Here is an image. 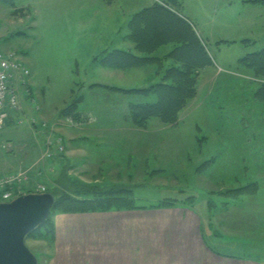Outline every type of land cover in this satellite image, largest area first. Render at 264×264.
Listing matches in <instances>:
<instances>
[{
    "label": "rangeland",
    "instance_id": "obj_1",
    "mask_svg": "<svg viewBox=\"0 0 264 264\" xmlns=\"http://www.w3.org/2000/svg\"><path fill=\"white\" fill-rule=\"evenodd\" d=\"M114 1H0V51L15 54L30 71L20 91L27 103L24 111L20 106L0 126V180L25 173L27 181L13 188L0 184V202L7 189L17 197L58 189L59 197L71 192L84 197L96 187L131 189L137 206L144 207L139 210L162 209L150 206L163 200L196 209L203 215L206 242H228V235H241L237 232L242 225L256 230L253 246L263 244L264 74L240 60L264 49V5L247 0H170L177 15L188 18L193 27L188 30L182 19H169L171 30L175 27L171 34L184 39L181 29L187 30L190 43L198 38L211 63L194 69L197 94L175 123L152 118L142 126L132 122L131 104L153 101L157 95L153 89L130 90L151 89L161 82L110 92L90 82L100 75L94 61L109 64L114 55L102 57L101 34L117 23L125 25L129 14L140 13L155 0ZM183 62L175 65L179 73ZM136 66L133 74L123 75L144 78L151 67L147 61ZM171 67L165 69L162 82L173 80L172 74L168 77ZM81 95L86 96L81 119L63 116ZM59 214L73 213L56 209L54 226ZM55 238L56 231L53 238L27 239L39 264L50 263ZM219 251L230 253L227 248Z\"/></svg>",
    "mask_w": 264,
    "mask_h": 264
},
{
    "label": "crops",
    "instance_id": "obj_2",
    "mask_svg": "<svg viewBox=\"0 0 264 264\" xmlns=\"http://www.w3.org/2000/svg\"><path fill=\"white\" fill-rule=\"evenodd\" d=\"M163 2L164 0L150 1L152 4L145 5L144 8H153ZM246 2L260 5L252 0ZM106 3L113 5L115 1ZM167 8L171 12L162 8L156 10L154 26L137 35L133 33L130 23L139 12L134 15L131 13L132 16L129 14L123 26L117 23L108 27L107 33L101 34L98 40L102 44L101 52H105L102 57H108L113 52L114 55L109 64L102 60H93L99 67L100 75L98 79L90 82H98L109 92L110 88L115 87L145 88L162 82L167 67L177 65L183 60L187 62L186 54L182 57L171 55L175 46L173 47L170 40L177 41L182 37L172 35L167 23L169 19L188 18L181 13V16L177 15L175 7ZM130 37L138 41L135 42ZM138 58L144 59L141 62L147 61L151 66L148 68L149 73L144 78H130L129 75L133 74L131 70L141 63ZM123 72L129 75L124 76ZM26 104L25 96H20L21 112ZM158 216L162 218L160 221L156 220ZM202 219L203 215L196 209L185 205L121 212L59 214L55 218L56 238L49 264H264V242L259 246H253L251 242L255 239L253 233L256 230L240 225L237 234L244 236L223 234L222 236H227L228 242L209 243L208 240L204 241ZM157 221L159 223L155 228L158 230H155L160 238L156 236L155 240L153 224ZM257 234L260 236L262 231L258 229ZM213 238L219 242L215 234ZM240 238L244 241L238 240ZM221 248H227L230 253L220 252Z\"/></svg>",
    "mask_w": 264,
    "mask_h": 264
},
{
    "label": "trees",
    "instance_id": "obj_3",
    "mask_svg": "<svg viewBox=\"0 0 264 264\" xmlns=\"http://www.w3.org/2000/svg\"><path fill=\"white\" fill-rule=\"evenodd\" d=\"M3 3H10L15 0H0ZM107 2H112L113 0H105ZM177 1V0H176ZM254 3H260L264 5V0H252ZM167 7H171L174 9L173 4L170 0H165L163 4H156L153 8L145 9L142 12L136 14L131 20V27L133 29L134 34L142 33L148 31L150 28L154 26L156 19L154 18V14H156V10L164 9L168 12H171ZM184 22L183 28H188L191 30L193 27L188 23V20L182 19ZM171 30V28H170ZM171 31H175V27H172ZM193 31V29H192ZM181 33L187 36V38L182 37L181 40L174 39L170 40L176 44L174 50L172 51V56H184L188 57L187 62L184 61L183 71L182 73L178 72V68L174 65H171L169 69V75H173V80L169 83L161 82L152 88H147L144 90H130V92H143L149 93V90H154V93L157 97L152 100H145L144 102H139L137 105L131 104V115L132 122L135 124H139L142 126H146L148 120L153 119H161L164 123H175L178 119L179 113L181 110L187 105L188 101L194 98L197 94V78L198 73L194 69H202L206 65L211 63L210 58H206V54L203 51V47L201 46L200 41L196 38V44L190 43L188 37L187 30L181 29ZM194 34V33H193ZM195 35V34H194ZM186 42V43H185ZM183 45L184 49L180 50V46ZM194 46L197 49H194ZM182 47V48H183ZM199 52L204 54V59L201 58ZM123 54H127L124 53ZM178 59V57H176ZM144 59L138 58V61H142ZM241 63L246 64L249 67L255 69L259 74H264V49L257 53L249 54L243 57L240 60ZM183 74V75H181ZM166 75V76H167ZM165 76V77H166ZM164 77V78H165ZM167 79V77H166ZM163 81H166L163 79ZM264 87V86H263ZM92 87L89 88V90ZM86 98L85 95L78 96L70 106L66 109L64 114L65 117H73L75 120L81 119V113L79 110L83 107L82 101ZM58 190H48L47 193L52 194L55 199V205L52 209L51 215L48 220L37 228L34 232L30 233L28 239L35 238L40 240H45L46 236L53 238L55 226L54 221L52 219L53 212L56 209H59L62 213H94V212H111V211H120V210H134L140 209L144 207H139L135 203V199L133 196V191L131 189H121L119 191H115L113 189L103 190L101 188H93L92 191L85 194V196H74L71 193H67L65 195H60ZM78 195V194H76ZM59 197V199H58ZM174 201L163 200L156 205H152V208H163V207H172L174 206Z\"/></svg>",
    "mask_w": 264,
    "mask_h": 264
},
{
    "label": "water",
    "instance_id": "obj_4",
    "mask_svg": "<svg viewBox=\"0 0 264 264\" xmlns=\"http://www.w3.org/2000/svg\"><path fill=\"white\" fill-rule=\"evenodd\" d=\"M55 202L50 193H29L0 202V264H39L27 239L48 220Z\"/></svg>",
    "mask_w": 264,
    "mask_h": 264
},
{
    "label": "built area",
    "instance_id": "obj_5",
    "mask_svg": "<svg viewBox=\"0 0 264 264\" xmlns=\"http://www.w3.org/2000/svg\"><path fill=\"white\" fill-rule=\"evenodd\" d=\"M29 72L15 54L0 51V126L9 118L10 111L19 109L20 91L27 83ZM26 181V174L19 173L3 178L0 184H9L13 188ZM16 197L12 189H7L3 191L2 202L12 201Z\"/></svg>",
    "mask_w": 264,
    "mask_h": 264
}]
</instances>
